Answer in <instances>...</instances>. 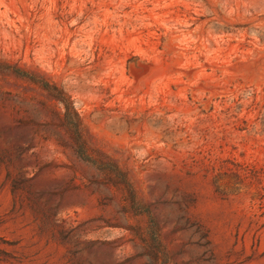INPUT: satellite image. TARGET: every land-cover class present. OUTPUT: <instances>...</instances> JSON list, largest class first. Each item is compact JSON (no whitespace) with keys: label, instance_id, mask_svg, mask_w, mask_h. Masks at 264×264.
Listing matches in <instances>:
<instances>
[{"label":"rangeland","instance_id":"obj_1","mask_svg":"<svg viewBox=\"0 0 264 264\" xmlns=\"http://www.w3.org/2000/svg\"><path fill=\"white\" fill-rule=\"evenodd\" d=\"M162 262L264 264V0H0V264Z\"/></svg>","mask_w":264,"mask_h":264},{"label":"trees","instance_id":"obj_2","mask_svg":"<svg viewBox=\"0 0 264 264\" xmlns=\"http://www.w3.org/2000/svg\"><path fill=\"white\" fill-rule=\"evenodd\" d=\"M79 157H80L81 159L85 160V158L82 156V154H79ZM150 254H151L152 258L156 260V257H157V256H156V252L153 251V252L150 253ZM161 264H165V262H162Z\"/></svg>","mask_w":264,"mask_h":264}]
</instances>
